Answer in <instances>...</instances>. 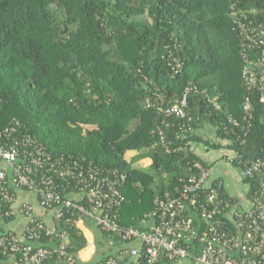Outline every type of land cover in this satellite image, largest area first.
<instances>
[{
    "label": "trees",
    "instance_id": "obj_1",
    "mask_svg": "<svg viewBox=\"0 0 264 264\" xmlns=\"http://www.w3.org/2000/svg\"><path fill=\"white\" fill-rule=\"evenodd\" d=\"M234 4L257 8L264 24V0H0V129L19 120L20 135L31 134L56 155L85 157L126 173V226L138 227L158 195L174 192L192 175L194 159L211 165L195 144L226 149L224 159L233 155L229 163L241 169L252 198L259 181L245 173L243 162L264 157V101L244 84ZM170 51L184 61L174 76ZM190 83L218 96L222 105L215 110L203 95H193L192 131H182L176 118L166 126L156 110L145 107L153 93L176 99ZM249 95L254 109L248 129L232 126L226 132L229 114L247 126L243 102ZM206 123L217 140L198 133ZM158 124L173 145L188 142L187 149L167 153ZM146 157L152 159L149 167H134ZM10 209L0 196L5 221L13 217L6 214ZM66 228L69 250L78 253L87 238L75 224ZM113 240L118 255L124 242ZM8 256L0 253V264Z\"/></svg>",
    "mask_w": 264,
    "mask_h": 264
},
{
    "label": "built area",
    "instance_id": "obj_2",
    "mask_svg": "<svg viewBox=\"0 0 264 264\" xmlns=\"http://www.w3.org/2000/svg\"><path fill=\"white\" fill-rule=\"evenodd\" d=\"M258 13L255 7L245 9L238 4L231 11L240 35L244 84L264 101V24L257 18ZM168 63L173 76L184 69L178 52H169ZM196 94L203 95L209 107L222 110L218 96L194 83L176 99L155 92L146 98L145 107L156 110L166 126L170 124L167 119H179L182 131L187 133L193 130V116L188 108L190 98ZM243 109L247 126L229 114L226 132L232 126L248 129L254 109L250 95L243 102ZM21 128V122L14 120L0 129V159L7 165L0 168L1 200L11 205L15 201L12 185L36 191L43 207L58 209L55 218L59 225L51 227L35 218L33 206L24 204L21 212L27 215L28 223L23 237L14 231L0 235V253L18 257L16 264H49L53 259L77 264L78 253L69 250L66 225L85 218L106 232L111 244L114 237L125 243L139 242L138 247L123 248L118 255L94 264H264V157L243 162L245 173L259 181L250 207H243L229 194L222 178H213L211 165L194 159L191 169L195 172L181 179L174 192L167 190L154 199L153 208L142 218L149 226L140 229L121 223L127 201L123 192L126 173L85 157L56 155L31 134L20 135ZM156 133L167 153L187 149L188 142L173 145L162 124L157 125ZM226 160L233 162L234 156L230 154ZM6 214L12 215V210ZM43 238L48 239L45 244Z\"/></svg>",
    "mask_w": 264,
    "mask_h": 264
},
{
    "label": "crops",
    "instance_id": "obj_3",
    "mask_svg": "<svg viewBox=\"0 0 264 264\" xmlns=\"http://www.w3.org/2000/svg\"><path fill=\"white\" fill-rule=\"evenodd\" d=\"M198 133L201 134L206 139L217 140V135L215 128L210 124L206 123L198 129ZM197 150V148H196ZM195 152L202 157L206 162L211 164L213 167V178H222L225 182V186L229 194L237 198L243 207L248 208L252 204V198L248 196V186L246 184V193L242 194V186L239 182L238 173L229 166V163L224 159V154L219 156L210 152L208 148H203ZM148 151V150H145ZM136 154V151L132 152ZM152 163L150 157L143 158L136 163L134 167L140 168L149 167ZM142 167V168H143ZM0 168H7L6 163L0 159ZM242 172V171H241ZM243 181V173L241 177ZM244 182V181H243ZM15 191L16 199L11 205L13 217L9 221H5L0 215V234L7 231H14L20 237H23L25 228L28 223V217L21 212V207L24 204H31L33 206L32 214L35 218L43 220L47 225L51 227H58L59 222L55 218V212L58 209H48L40 204L39 196L36 191L29 190L22 187H15L12 185ZM72 197L81 198L82 194H72ZM75 225L82 231L84 236L87 238V245L78 252L79 261L77 264H88L92 262H97L98 260L104 259V257L115 255L117 251V246H112L110 241L104 239L102 229L95 224L91 219L78 220ZM138 228L146 229L149 226L148 222H140ZM95 226V227H94ZM138 241H132L130 243H121L119 247L130 248L138 247ZM16 257L10 255L6 257L2 264H16ZM49 264H65L60 260L51 261Z\"/></svg>",
    "mask_w": 264,
    "mask_h": 264
},
{
    "label": "rangeland",
    "instance_id": "obj_4",
    "mask_svg": "<svg viewBox=\"0 0 264 264\" xmlns=\"http://www.w3.org/2000/svg\"><path fill=\"white\" fill-rule=\"evenodd\" d=\"M194 148H195V150H196V148H197V150L199 151V150H201V149H203V148H208V150L210 151V152H212V153H214L215 155H217V156H219V155H221V154H225L226 152H227V150L226 149H222V148H210V147H208L206 144H203V143H201V144H195L194 145ZM196 150V151H197ZM144 165H142V166H140V168H142ZM229 166H232V169H234L237 173H238V175H239V182H240V184H241V186H242V194H245L246 193V189H244L245 187H246V184H245V182H243L242 181V179H241V177H242V172H241V169L239 168V167H237V166H234V165H232V164H230ZM143 168H146V167H143ZM95 227V226H94Z\"/></svg>",
    "mask_w": 264,
    "mask_h": 264
}]
</instances>
